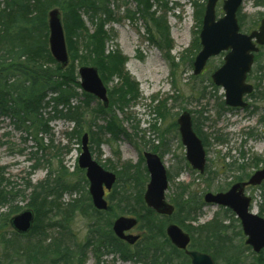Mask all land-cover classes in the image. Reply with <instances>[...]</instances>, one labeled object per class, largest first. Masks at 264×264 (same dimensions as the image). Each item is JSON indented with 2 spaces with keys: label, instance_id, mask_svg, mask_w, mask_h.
<instances>
[{
  "label": "trees",
  "instance_id": "16d2710c",
  "mask_svg": "<svg viewBox=\"0 0 264 264\" xmlns=\"http://www.w3.org/2000/svg\"><path fill=\"white\" fill-rule=\"evenodd\" d=\"M135 1L138 6L136 12L127 11L125 18L145 21L151 42L165 53L172 77L179 64L171 56L173 41L166 20V14L170 12L168 0ZM111 2L112 0H3L0 3L1 115L14 118L18 126L34 128L36 138L39 132L51 134L49 125L55 119H64L74 125L73 130L66 133L70 142L77 141L81 144L85 133H88L91 144L97 146L102 144L106 135H111L114 141L123 135L129 136L113 108L128 109L140 98V87L126 71L127 59L117 50L109 51L107 48L113 36L106 27L115 20ZM254 4L258 8H264V0H254ZM155 5L161 8L153 11ZM193 6L200 34L205 4L201 5L193 0ZM53 9H58L62 17L70 59L67 68L56 63L49 49L48 13ZM84 15L95 27L93 31L86 25ZM238 16L243 28L245 18L241 16V11ZM263 16L264 14H260L261 19ZM258 22L259 20L253 24L254 27ZM193 50L200 52L199 38L195 40ZM189 63L192 65L193 60L189 59ZM255 63L257 68L248 78L251 80L256 75L255 80L262 82L264 48L256 55ZM84 66L96 67L105 86L112 85L108 90L110 104L107 108L102 104L91 108L96 99L82 92L78 69ZM78 97H83V101L75 106L71 102ZM259 98L264 99V96L260 94ZM166 103L167 101L163 102L156 109L160 119L168 113ZM218 107L223 111L229 110L224 103ZM47 109L53 114L44 119L43 112ZM101 120L105 121V125L99 124ZM27 124L32 125V128ZM194 130L205 143L206 139H203L195 124ZM216 140L223 141L221 138ZM39 143V148L46 151L48 147L41 140ZM157 149L154 148L153 152L156 153ZM260 162L261 165L264 164V160ZM143 169L140 165L126 164L123 167V172L119 174L113 191L108 196L109 210L104 213L94 209L89 193L85 191L88 185L86 178L82 176L79 181L72 183L69 177L74 173H69L63 166L57 172L50 171L45 181L35 186L29 184L26 190L16 193H13L14 189L7 190L5 169L0 167V208L9 207L7 214L0 217V238L5 244V256L0 264H85L90 252L98 262L105 255H114L125 262L136 264H175L176 261H179L178 264H190L184 252L173 247L167 238L168 224H176L189 233L192 249L208 253L216 264H248L243 246L234 245V240L242 234L241 231L231 236V227L224 224L228 210L224 211V216L217 215L204 226L193 227L191 224L198 221L204 203L201 198L191 195L186 186L173 199L176 209L174 215L171 218L160 217L144 203V187L149 176L146 168ZM76 172L83 173L77 166ZM239 172V181L249 179L250 175L244 168H240ZM129 182H133L136 188L140 187L136 197H129V189L126 187ZM27 191H31L28 196ZM82 191L86 193L80 199L64 205L65 194ZM18 197H28L27 209L35 215L34 226L27 235H20L11 227L10 217L23 210V207L11 202ZM110 213L114 215L113 218L127 216L138 220L142 236L135 246L131 247L114 236V220L104 217ZM263 213L264 206L260 215L263 216ZM76 214L94 218L84 243L76 241V234L72 230ZM257 260V263L264 264L263 255Z\"/></svg>",
  "mask_w": 264,
  "mask_h": 264
},
{
  "label": "rangeland",
  "instance_id": "374dc122",
  "mask_svg": "<svg viewBox=\"0 0 264 264\" xmlns=\"http://www.w3.org/2000/svg\"><path fill=\"white\" fill-rule=\"evenodd\" d=\"M195 1L206 5V0ZM223 1L220 0L217 5L218 17L224 15ZM2 2L3 0H0V3ZM111 4L115 20L106 27V30L113 36L107 48L109 51L117 50L127 59L125 68L140 87V99L126 110L113 108L129 136L123 135L114 141L111 135H106L99 146L91 144L90 141L93 159L119 178L126 164L146 168V163L143 162L144 153H154L160 157L162 154L169 177L166 200L174 206L173 199H176L182 187L187 186L191 195L203 200L206 193L217 194L230 189L241 176L240 168L246 170V173L250 175L249 178L260 170L264 166L260 164V160H264V99H260L259 95L264 96V80L256 81L255 75L249 81L255 87V92L251 97H244L247 103L245 108L229 107L230 109L225 112L220 110L218 106L225 101V91L222 87H213L211 75L223 65L226 53L213 58L201 75H193V66L189 63V59L194 62L198 55V52L193 50V46L195 40L199 38L193 0H168L170 12H167L166 20L170 38L173 41L171 56L179 64L172 77L169 63L164 57L165 53L151 42L145 21L142 19L132 21L125 18L127 11L136 12L137 2L135 0H112ZM159 8L161 7L155 5L153 11ZM241 11V16L245 18L243 33L249 34L258 29L260 14H264V8L256 7L254 0H245ZM83 19L93 31L95 27L88 18L84 15ZM258 20V25L254 27L253 24ZM256 68L257 63L254 65V70ZM117 83L118 81L114 85ZM111 88L112 85L107 87L108 90ZM82 101L83 97H78L71 103L76 106ZM165 101H167L165 105L168 113L160 119L156 114V109ZM98 104L102 103L96 99L91 104V108H96ZM183 112L191 114L195 123H198L201 134L206 137L207 168L213 176L199 175L186 160V148L181 142L177 124ZM52 114L51 110L47 109L43 112V118L48 119ZM99 124L105 125V121L101 120ZM153 125L158 128V132L152 130ZM27 126L32 128L30 124ZM49 126L51 134L39 132L36 138L34 128L18 126L14 118L0 114V167L5 169L4 177L7 180L8 191L14 189L13 193H16V191L26 190L29 184L35 186L45 181L50 171L57 172L61 166L65 167L69 173H74L69 177L72 183L79 181L82 176L85 177L84 171L82 174L76 172L81 144L77 141L70 142L66 136L67 132L73 130L74 125L64 119H55ZM218 138L224 142H218L216 140ZM39 140L48 147L46 151L39 148ZM154 148H158L156 153L153 152ZM148 182L149 179L145 182V190ZM126 187L127 190L129 189L128 193L131 198L136 197L140 190V187L136 188L133 182H129ZM88 189L89 185L86 186L85 191L89 192ZM85 191L65 194L64 205L74 199H80L86 193ZM30 192L27 191L26 196ZM246 194L253 200L252 211L260 212L264 206V183L259 187L247 189ZM108 196L109 192H106V199L110 205ZM11 202L13 205L23 207V210L10 218L28 210V197H18L17 200ZM8 208H0V217L7 214ZM224 214L223 209L205 205L198 221L191 225L195 228L204 226L210 223L215 215L224 216ZM113 216L110 213L104 217L112 218L114 221L119 218L118 216L113 218ZM93 220L94 218H85L81 214H76L72 230L76 234L77 242H85ZM138 225L139 222L131 234L141 239L142 231ZM237 227L238 225L234 224L231 236L238 231ZM10 230L12 231L11 228ZM51 233L54 235V232ZM7 239H9L8 235ZM244 243V237L234 240V245L243 246L248 264H259L258 260L256 261L259 255L250 251ZM4 254L5 244L0 238V260L4 258ZM178 263L179 261H176L175 264ZM85 264L136 263L125 262L119 256L114 255H105L98 262L94 254L90 252Z\"/></svg>",
  "mask_w": 264,
  "mask_h": 264
},
{
  "label": "water",
  "instance_id": "95a60500",
  "mask_svg": "<svg viewBox=\"0 0 264 264\" xmlns=\"http://www.w3.org/2000/svg\"><path fill=\"white\" fill-rule=\"evenodd\" d=\"M219 1L207 0L200 33L202 49L193 63V75L199 76L212 58L227 52L224 64L213 73L211 78L216 86L224 89L227 107L243 109L247 106L244 97L254 92V87L247 82V77L252 70L255 54L259 52V47H264V18L258 30L250 34L242 33L237 15L244 0H224L222 6L224 16L221 18H218L216 13ZM48 29L51 55L62 68H67L70 59L62 17L58 9L49 11ZM78 75L83 92L97 98L107 108L108 91L98 69L84 66L78 69ZM177 124L182 144L186 148L187 162L193 170L203 174L206 166V151L202 140L194 131L190 113L184 112L178 118ZM81 151L78 167L85 171L92 204L96 210L106 212L109 209L105 198L106 191H112L117 176L105 170L93 159L87 133L82 137ZM144 158L149 174L144 202L147 208L157 215L170 217L174 214L175 207L166 200L169 180L164 163L154 153L146 152ZM263 182L264 167L255 172L246 183L235 184L226 192L209 193L205 196L207 204L229 209L238 216L243 232L248 237L246 244L253 247L256 253L264 249V218L250 212L252 199L246 196L245 190L247 186L257 187ZM34 222L33 211L26 210L11 219V226L16 233L26 235L32 230ZM137 224V219L122 216L114 221L112 230L119 240L133 246L140 237L129 233ZM166 234L174 247L186 251L185 254L191 264H216L211 255L188 250L191 237L178 225H169Z\"/></svg>",
  "mask_w": 264,
  "mask_h": 264
},
{
  "label": "flooded vegetation",
  "instance_id": "af4514ba",
  "mask_svg": "<svg viewBox=\"0 0 264 264\" xmlns=\"http://www.w3.org/2000/svg\"><path fill=\"white\" fill-rule=\"evenodd\" d=\"M203 73V72H202ZM201 75V74H200ZM211 77H212V75H211ZM212 79V78H211ZM254 89H255V87H254ZM264 167V166H263ZM262 167V168H263ZM261 168V169H262ZM168 179H169V177H168ZM238 182H236L235 184H238V183H246L247 181H248V179H246V180H244V181H239V180H237ZM264 183V182H263ZM235 184H233V185H235ZM232 185V186H233ZM249 188H252V187H250V186H247L246 187V190L247 189H249ZM246 190H245V193H246ZM228 191V190H227ZM246 196H248L247 194H246ZM248 197H250V196H248ZM251 198V197H250ZM253 203V202H252ZM251 203V207H250V212L251 213H253V214H257L258 216H260V217H262V218H264V213H263V216H261L260 215V213L262 212V209L260 210V212H258V213H255V212H253L252 211V204ZM220 209H222V208H220ZM226 210H228V217H227V219L226 220H224L225 222H224V224L225 225H227V226H230L231 227V229H233L234 228V224H236V225H238V227H237V229L238 230H240V231H242V234H243V236L245 237V235H244V232H243V228H242V224H241V221H240V219L238 218V216L233 212V211H231V210H229V209H223V211H226ZM174 215V214H173ZM172 215V216H173ZM172 216H170V217H167V218H171ZM217 215H215V217H216ZM214 217V218H215ZM170 225V224H169ZM168 225V226H169ZM167 226V227H168ZM166 227V228H167ZM182 229V228H181ZM183 230V229H182ZM184 231V230H183ZM185 233H187L186 231H184ZM131 233V232H130ZM188 235H190L189 233H187ZM190 237H191V235H190ZM246 238V237H245ZM191 244H192V238H191V242H190V245H189V247H188V250H190V251H195L194 249H192V247H191ZM250 251H253V249L252 248H250L249 246H246ZM181 251V250H180ZM182 252H184V254L186 253V251H182ZM256 254V253H255ZM257 255H259V257L260 256H262L263 255V257H264V249L261 251V252H259V253H257ZM185 256L186 257H188L186 254H185ZM189 258V257H188ZM190 260V259H189ZM191 262V261H190Z\"/></svg>",
  "mask_w": 264,
  "mask_h": 264
},
{
  "label": "bare ground",
  "instance_id": "6f19581e",
  "mask_svg": "<svg viewBox=\"0 0 264 264\" xmlns=\"http://www.w3.org/2000/svg\"><path fill=\"white\" fill-rule=\"evenodd\" d=\"M211 82H212L211 84L213 85V87H219V86H216V85L213 83V80H212V79H211ZM215 89H216V88H215ZM139 99H140V98H139ZM224 104H225V101H224ZM220 110H221V108H220ZM222 111H223V110H222ZM224 112H225V111H224ZM183 113H184V112H183ZM183 113H182V114H183ZM188 113H189V112H188ZM156 114H157V113H156ZM182 114H181V115H182ZM181 115H180V116H181ZM219 115H220V114H219ZM191 117H192V116H191ZM177 121H178V120H177ZM192 121H193V127H194V124H195V125L198 124L197 122L195 123V120H194L193 117H192ZM153 126H154V125H153ZM197 126L199 127V125H197ZM178 129H179V126H178ZM199 129H200V128H199ZM152 130L155 131V132H158V128H156L155 126L152 128ZM179 134H180V132H179ZM202 136H203V135H202ZM180 137H181V136H180ZM199 138H200V137H199ZM200 139H201V138H200ZM203 139L205 140L206 137L203 136ZM201 140H202V139H201ZM181 142H182V141H181ZM202 142H203V140H202ZM218 142H220V141H218ZM222 142H224V140H223ZM203 146H204L205 151H206V146H207L206 141H205V143L203 142ZM242 157H243V153H242ZM238 169H239V168H238ZM238 169H237V170H238ZM204 174H205V175L208 174V175H212V176H213V174H211V173L208 171V168H207V152H206V166H205L204 173L201 174V176L204 175ZM212 176H210V177H212ZM207 194H209V193H206V194L204 195V197H203V200H202V202L204 203V206H205V205H211V204H207V203L205 202V196H206ZM211 206H213V205H211ZM213 220H214V218L212 219V221H213ZM232 230H234V228L230 230V234H231ZM237 233H240V230H238L237 232H234L235 235H236ZM241 233H242V231H241ZM235 235H234V236H235ZM244 235H245V234H244ZM239 237H240V238H243L244 236H243V234H241L240 236H238V238H239ZM245 237H246V238H245ZM245 237H244V239H245V243H244V244H245V246H249V245L246 244V242H247V240H248V237H247V236H245ZM249 247L253 249V247H251V246H249ZM195 251L200 252V253H204V254H208V253L201 252V251H198V250H195ZM252 252H253L254 254L256 253V252L254 251V249H253ZM208 255H209V254H208ZM256 255H257V253H256ZM263 259H264V257H263Z\"/></svg>",
  "mask_w": 264,
  "mask_h": 264
}]
</instances>
